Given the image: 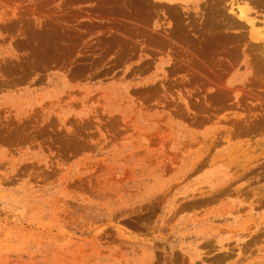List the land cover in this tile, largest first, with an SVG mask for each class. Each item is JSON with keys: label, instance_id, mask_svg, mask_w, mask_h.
Here are the masks:
<instances>
[{"label": "rangeland", "instance_id": "obj_1", "mask_svg": "<svg viewBox=\"0 0 264 264\" xmlns=\"http://www.w3.org/2000/svg\"><path fill=\"white\" fill-rule=\"evenodd\" d=\"M0 264H264V0H0Z\"/></svg>", "mask_w": 264, "mask_h": 264}, {"label": "bare ground", "instance_id": "obj_2", "mask_svg": "<svg viewBox=\"0 0 264 264\" xmlns=\"http://www.w3.org/2000/svg\"><path fill=\"white\" fill-rule=\"evenodd\" d=\"M235 4H233V6H234ZM232 9H233V11L235 12V13H237L238 14V16H239V18L241 19V20H243V21H245V22H247L248 24H249V26L251 27V32H252V34H254V33H256L257 31V29L255 30V28L257 27V23H256V21H255V19L256 18H254V17H251L250 15H249V12L245 9V7H243L242 5H237V6H235V7H232ZM260 29V28H259ZM251 34V35H252ZM262 34V33H261ZM260 34V35H261ZM255 35V34H254ZM260 38V37H259Z\"/></svg>", "mask_w": 264, "mask_h": 264}]
</instances>
